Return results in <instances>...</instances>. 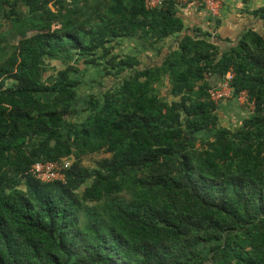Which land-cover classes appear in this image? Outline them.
<instances>
[{"label": "trees", "instance_id": "16d2710c", "mask_svg": "<svg viewBox=\"0 0 264 264\" xmlns=\"http://www.w3.org/2000/svg\"><path fill=\"white\" fill-rule=\"evenodd\" d=\"M179 10L0 0V264H264V39L219 55ZM229 72L254 105L234 129L208 96Z\"/></svg>", "mask_w": 264, "mask_h": 264}, {"label": "crops", "instance_id": "0c3cea01", "mask_svg": "<svg viewBox=\"0 0 264 264\" xmlns=\"http://www.w3.org/2000/svg\"><path fill=\"white\" fill-rule=\"evenodd\" d=\"M220 2V14L215 19L210 18L202 10L199 3H193L180 9L178 12L183 19L184 29L179 33V36L187 32L188 34L198 35L207 39L216 46L215 48H217L219 55L237 47L239 41L248 32H252L264 39V0H220ZM177 36L178 34L176 33L166 39L162 46V55L167 52L168 46H174ZM125 43L129 42L125 41L122 43L123 52L131 50V47H126L128 45ZM133 44L135 45L136 43L134 42ZM132 53L140 56V52L135 51L134 48ZM145 53L152 59L156 57L154 50L148 49ZM226 100L218 104V116L221 115L224 121L225 117L227 120L230 118L232 123L238 120V124H241V121L248 114L247 111L243 110L233 98Z\"/></svg>", "mask_w": 264, "mask_h": 264}, {"label": "built area", "instance_id": "2783aa9c", "mask_svg": "<svg viewBox=\"0 0 264 264\" xmlns=\"http://www.w3.org/2000/svg\"><path fill=\"white\" fill-rule=\"evenodd\" d=\"M167 2H172L177 9H182L193 3H199V5L202 7V10L212 19H215L219 16L221 9L220 0H144V6L147 10H153L163 7V5ZM232 77L233 74L231 72L227 73L223 80L208 90L210 101L218 105L227 98H232ZM236 101L239 103V105H245L249 112H251L254 108L253 103L248 100L246 91H241L237 95ZM68 166V160H64L59 163H35L31 167V172L40 181L48 182L55 179H63L61 171Z\"/></svg>", "mask_w": 264, "mask_h": 264}, {"label": "rangeland", "instance_id": "374dc122", "mask_svg": "<svg viewBox=\"0 0 264 264\" xmlns=\"http://www.w3.org/2000/svg\"><path fill=\"white\" fill-rule=\"evenodd\" d=\"M133 46H134V44H129L128 46H126V47H128V48H133ZM71 60V62L73 63L75 60H74V58H71L70 59ZM43 68V71H44V73H46V72H48L47 70H52L53 71V73H55L56 71H58L59 69H61L62 68V61L61 60H56V59H54V58H50V59H47L44 63H43V66H42ZM101 68V67H100ZM98 69V68H97ZM95 69L94 68H90V70H89V75L87 76V77H89V78H91V79H95V80H98V76L95 74ZM53 78V76H50L49 78H48V81L49 80H53L52 79ZM163 92V91H162ZM164 93V92H163ZM246 98V97H245ZM228 99H230V98H227V100L226 101H228ZM225 101V102H226ZM243 103H245V102H243ZM238 105V104H237ZM239 106V105H238ZM241 107H242V109L244 110V109H246V106L245 105H240ZM247 110V109H246ZM219 121H220V123L223 125V126H226L227 128H229V129H234V128H237V127H239L240 126V123L238 124V120H237V122H235V123H232L231 122V120H230V118L227 120L226 119V117H225V121H224V119L221 117V115H219ZM106 155H104V154H102V153H99V154H94V155H91V156H87V157H85L83 160H82V165L83 166H85V167H87V168H92V167H94L95 166V163L99 160V159H101V158H103V157H105Z\"/></svg>", "mask_w": 264, "mask_h": 264}]
</instances>
